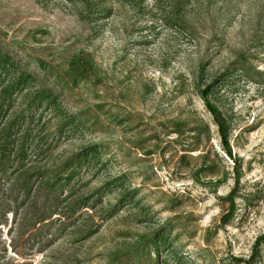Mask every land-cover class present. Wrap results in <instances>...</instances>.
<instances>
[{
    "label": "rangeland",
    "instance_id": "rangeland-1",
    "mask_svg": "<svg viewBox=\"0 0 264 264\" xmlns=\"http://www.w3.org/2000/svg\"><path fill=\"white\" fill-rule=\"evenodd\" d=\"M0 264H264V0H0Z\"/></svg>",
    "mask_w": 264,
    "mask_h": 264
},
{
    "label": "trees",
    "instance_id": "trees-1",
    "mask_svg": "<svg viewBox=\"0 0 264 264\" xmlns=\"http://www.w3.org/2000/svg\"><path fill=\"white\" fill-rule=\"evenodd\" d=\"M207 88H208V85L205 87V89H204V91H203V97H204V95H205V93H206V90H207ZM209 111L211 112V114H213V118H214V120H215V122H216V125H217V129H218V134H219V138H220V142H221V147H222V149L225 151V153L228 155V156H230V151H229V147H228V144H227V141H226V135H225V129L222 127V123H221V121L220 120H218L216 117H215V115H214V112H213V110L209 107ZM12 123H11V121L10 122H7V124L2 128V130H3V132H5L3 135H2V137L4 138V139H7L8 141H12L11 139H13L14 137H12L13 135V133H11V131L9 132L8 130H12ZM17 139H19V138H17ZM12 145H16V143L15 144H12V143H10V146H12ZM87 147H85V148H83V149H81L80 151H78V153H76L74 156H73V158L75 159V158H78V157H84V156H86L87 155ZM83 151V152H82ZM72 160V159H71ZM72 162H65L64 164H63V166L62 167H64L63 168V170H67V167L71 164ZM231 191H229L224 197H221L220 198V200L222 201V202H224L225 203V207H224V209H223V212L219 215V217H218V219H222V218H224V217H227L228 216V214H229V212H230V209H231V205H232V198H231Z\"/></svg>",
    "mask_w": 264,
    "mask_h": 264
}]
</instances>
